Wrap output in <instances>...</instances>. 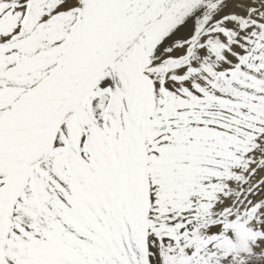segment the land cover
Returning <instances> with one entry per match:
<instances>
[{
	"label": "snow or ice",
	"instance_id": "6c2138e0",
	"mask_svg": "<svg viewBox=\"0 0 264 264\" xmlns=\"http://www.w3.org/2000/svg\"><path fill=\"white\" fill-rule=\"evenodd\" d=\"M0 264H264V0H0Z\"/></svg>",
	"mask_w": 264,
	"mask_h": 264
}]
</instances>
